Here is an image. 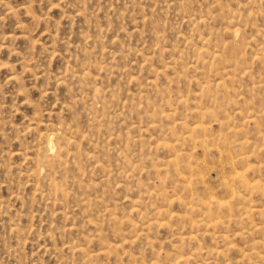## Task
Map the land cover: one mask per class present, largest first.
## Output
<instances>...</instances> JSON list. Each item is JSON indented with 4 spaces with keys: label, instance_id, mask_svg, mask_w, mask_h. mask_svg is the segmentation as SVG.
<instances>
[{
    "label": "bare ground",
    "instance_id": "1",
    "mask_svg": "<svg viewBox=\"0 0 264 264\" xmlns=\"http://www.w3.org/2000/svg\"><path fill=\"white\" fill-rule=\"evenodd\" d=\"M182 1H186V0H182ZM201 1L210 4L209 6V5H206L205 3L206 7L209 6V8L204 14L200 12L201 10H198V14H195L192 12L189 13L190 11L188 12L187 6H184L185 3L184 4L182 3L183 6H179L178 8L179 12L181 13L180 16L183 17V20H184L183 22H186L190 26L189 28L191 29V32H192L190 38L189 36L185 37L184 34H182L183 36L181 37L179 36L184 41V42L182 41V43L187 45V47H185L179 44L181 47L186 48L185 51H181L182 50L181 48H180L181 50L177 51L176 47L178 45L176 47L172 46V51L169 52L170 54H168L170 55L169 60H168V57L167 59L165 58L167 61H166V64L161 66L162 67L161 70L157 68L152 69V70H155L153 71L155 72V78L145 81L144 84L140 83L137 80V78L133 76L134 73L131 74L132 76H130V74H126V75H129V77L126 76L128 77L129 81L128 82L125 81V82L130 84L131 82L135 81V84L137 85V88L134 86L132 87V88L137 89V91L135 90V93L132 92L134 95L130 93L131 91H134L133 89L129 91V89L127 90L126 89L127 87L124 86L126 91L129 92L128 94L129 95L131 94L133 96V99L131 98L130 100L137 101L136 105L144 104V106H147V107L150 106L151 102L147 100L148 94L146 95V93L150 91V88L152 89L151 91H153L155 95L153 99L154 101H152L153 104H151L152 107L150 109L152 111L150 113L144 112V116L143 115L139 116L142 118H139L138 121L135 119L134 123H132L133 120L131 122L130 120L131 117L128 118V120L131 122V124L128 122V124H130L128 128L131 130H134L133 131L134 133L132 132L134 135H135V131L141 135L143 132L144 133L150 132V134L152 133L154 134L153 135L154 138L147 134L148 135V136L146 135L147 137L149 136L151 137L147 141H146L147 137L144 138V136H142L143 138H141L140 136L135 135L136 137L138 136L137 138L140 137L141 139L145 140L141 142V139H140L139 144H137V145H140V152L137 156L135 154L134 155L132 154V152H134L132 150H136L134 149L135 144L133 143V142L138 141V140H134L136 138L131 140L132 136L128 137L126 134V136L123 137L125 141L122 140L123 142H125V144L122 143L120 145L121 147H119L117 144V141L118 142L121 141V137H119V135L122 134V136H124L125 134L120 132L118 135L114 129L111 131V129H109L105 125V123L107 122L105 120L107 119L109 120L111 116H116V118L120 117L122 115V111L124 112L125 110L124 108L129 107L127 109H130V110L127 111L128 112L127 114H131L130 113L132 112L131 106H134V105L132 104L131 101L126 100V99L125 100L127 102L125 100H121L122 102L119 103L118 101L114 100L113 97H111V100L109 102H104L103 100H101L102 99L101 93H103L104 91L102 92L100 89L101 87L99 88L95 85L97 82L93 83V81H95V79L100 80L99 78L102 77L101 75H99L100 72H106V74L107 73L112 74L115 71L116 72L115 74H117L119 72L118 70L119 68L113 71L112 68L114 67L109 66L111 64L109 63L106 64V63H103L102 61L98 62V60H95L97 62L92 61L94 62L93 64H90L86 67H82L81 70H79V68L76 69L78 70L77 73L74 74L75 72L74 71L72 76L77 78V80L75 79V81L79 80L80 83L84 85L85 87L84 90L87 89L88 94L91 93V98L89 101L92 100V102H95L94 100H97V101L101 100V106L99 108L103 109L104 111H102L101 114H94L92 112H89L91 111L89 110L88 114L92 115L91 116L92 118H90V122L91 121L94 122V126L96 127V130H97V132L95 133L101 134V136L103 135L106 140L105 143L108 142L109 144V143L116 142L115 146H117V149L116 150L114 149V150L115 152L117 151V153L119 152V154H117L118 156L116 155L118 157V158L116 157L117 161L114 159L115 156L114 157L113 155L111 156L116 162L115 161L114 163L110 162L111 160L106 161L105 159L107 157L104 158L105 161L99 160L97 159V157L95 156L93 152H90L92 151V149L91 150L89 149L90 151L86 152L85 151L86 149L82 148L83 146L78 145V142H79L78 140L81 139V140H84V142L86 140V142L87 141L88 142L85 144H88L92 138L91 136L89 138L88 137L89 135L85 136L84 134H80V132L77 131L78 130L77 128H76L77 130H73L75 129L74 128L75 126H73L75 124H72L74 123L72 122L73 121L72 118H71L72 120L71 127H69L70 125H67V124L64 125L65 124L64 122L58 125L53 123L52 125L51 123L53 120L50 122V124H48L49 121L46 120L47 124L43 125L44 131H41L43 129L37 131L36 128L38 126H42L41 120L38 119L39 117L31 116L30 119L32 120V123L30 122V124H33L34 126L26 124L25 128L23 129V131L30 132V134H31V131H33L32 134L38 132L36 133L38 136V142H36L37 140L33 138L36 141H33L32 145L22 149L21 151L18 150V154L16 155L21 156L23 160L27 161L32 166L31 167L30 165H27L26 163L27 170L25 169L24 173L23 171H21L22 173H20V175H21V178H23L22 175L24 176V178H26L25 184L26 182H29L31 186V190L34 191L33 193H35V195L41 197L42 199L44 198L43 199L44 202L45 200L48 201V202H45L46 204L49 203L48 206L50 204H51V207L55 205H59L57 207H59L60 209V208H63V204L65 201L67 202L69 201L68 199H72L71 196L70 198H68L70 193L65 188V183H67V181H69V185H70V181H73L74 186H76V188H79L80 192H83L84 194H86L85 192L89 190L88 188L90 187L87 188L86 186L87 183H83L81 179L84 173L87 172L86 168H84V165L81 164L82 156H83L82 160L86 161L87 164L91 166V167L87 166V169L94 168V169H97L98 172L99 171L101 172V176H99L100 178L97 181L99 184H96L97 182L95 183L96 185H99L98 189H102L100 185L103 187L106 186L107 182L110 180V176L112 178V175L115 173L118 176L113 175V178L114 177L119 178L118 181H120V182L115 183V186L117 188L125 187L126 191L129 190L133 192L135 190L134 192H136L134 193L135 199H132V198L126 199L127 197L122 199L123 201L126 200L127 204L125 203V205H129L127 210L125 209L126 211L124 213L123 212L117 213L115 211V209L119 207V206L116 207L117 205L115 204L116 201L113 200L112 203H110L111 201L108 202L107 200L103 198L101 194H104V196H106L105 191H103L104 193H101V194H96V193H95L96 195L94 193H93L94 195L90 194V196L92 197H90L89 195L84 196L83 194L84 197H81V199L79 198V196H77V195H80L81 193L80 194L76 193L77 195L74 197L75 198L77 197L79 199L76 202H77L78 208L80 209V212L82 213V217H81L83 219L82 225L80 226V229L78 230L79 226L77 227L73 222L70 223L71 221L70 220L68 221L67 220L68 217H66L65 219L69 223L66 224L67 228L65 229H67L68 231H71V230H75L76 232L78 231L77 233L81 234L80 235L82 237L81 242H83V244L93 242L98 247L96 251H91V250L88 251L86 248L83 247L84 245L82 246V243H73V242L63 243V247L61 246L62 251L63 249H66L67 251H70L71 253L78 254L81 258L80 264H104V263H100L99 261L109 260V259L113 260V264H232L231 262H233L234 264H264V44H262L264 42L263 40L264 30L259 28L258 25L255 23V18L260 12V10L255 6V3L259 2L260 0H243L244 1L243 5L241 4V0H236V2L233 1L236 3V5H234L235 3L233 4L234 6H236L235 8L230 7L229 6L230 2H228L227 0L225 1L223 0L224 1L223 4L220 3L221 0H201ZM127 2L129 3V1ZM163 2L164 1H162V3ZM172 2L174 3L175 1L174 0L170 1L171 5L175 8L176 5H173ZM187 2L191 5L190 1L187 0ZM226 2L228 4L224 5V3ZM137 5H139V2L137 3ZM165 5L167 6V4ZM53 6H56V5H53ZM131 6L133 8L134 5L132 4ZM166 6L164 8H169L170 5H168L167 7ZM194 6L192 7L194 8ZM57 7H60V5ZM160 7H163V6H160ZM206 7H205V10H206ZM139 8H142V7L140 6ZM174 8L173 10H175ZM75 9L77 10L78 8L76 7ZM155 9L160 10L159 7L158 8L156 7ZM8 10H9L8 12H10V10H13V9H8ZM26 10H28L27 7H26ZM137 10L139 11L140 9H137ZM161 10H163V8ZM194 11L197 12V8ZM157 12L160 14L159 11ZM179 12H177V14ZM175 14H173V16H175ZM62 17L64 16L62 15ZM140 17H142V15H139V19H141ZM178 17H179V14H178ZM80 18H83V17H80ZM210 21L216 23L217 28L213 27L215 24L212 27L211 25L210 27H208L209 26L208 24L211 23ZM183 22L181 23L183 24ZM149 26H150L149 28H152L151 25ZM159 27H161L160 24L156 28H158L159 30ZM170 27H171V24L169 25V28ZM242 27L244 29L245 28L249 29L252 32V34H250L251 36L243 35ZM134 29H137V28H134ZM173 29L174 27H172V30ZM140 30H144V29H140ZM150 30H144V32L145 31L148 32ZM153 30L154 29H152V31ZM171 32H174V30ZM136 33L138 34L139 32H136ZM174 33L176 34V30ZM180 33L176 35H179ZM155 35H156V32H155ZM155 35L153 37H155ZM172 35L173 34H171V39H174L176 35H174L175 36L174 38H172ZM133 36L135 37L136 35H133ZM222 36H224V38ZM7 38H12V36L7 35ZM16 38H18V36L15 37V39ZM88 38L89 37H87V39ZM194 38H195V43L192 42ZM90 39L91 40L89 41H94V46H95L96 38L94 39L90 38ZM137 40H139V38ZM163 40L161 41L160 39L162 43H164ZM174 40H171V43ZM97 41H99L100 43V39H98ZM140 41H143V40H140ZM146 41H149V39L148 40L146 39ZM86 42L88 43V40H86ZM161 42L159 44L157 43L159 46L155 45L157 48H154V49H157V52L155 50L153 53H158V49H160L159 50L160 53L161 52L164 53L162 47L160 46V44H162ZM116 43L118 44L117 41L114 42V44ZM84 44L86 43L84 42ZM98 45L96 46L98 47ZM145 45L146 43L142 45L140 44V47L143 48ZM168 45L163 44V48L164 46H168ZM89 46L90 47L88 48L91 49V46L93 45H89ZM123 46L124 45L122 44V47ZM100 47H103V45ZM2 48H5V47L3 46ZM82 48L84 47L81 46V48L79 49H82ZM165 48H166L165 50H169V49L171 50V48L169 49L167 47ZM117 49H119V47ZM149 49L150 50L148 49L147 50L152 52V48L149 47ZM249 49H252L253 51L247 56L246 52ZM124 50L126 51V49ZM124 50L122 52H125ZM131 50H128V51H131ZM86 51L87 50L84 49V52ZM99 51H101L100 54H102L104 50L101 49ZM134 51H135L134 54L137 56L141 55V52L143 51L145 52V50L142 51L139 49L134 50ZM80 53L78 54L80 55ZM87 53L91 54L92 52H87ZM113 54H115V52ZM113 54L112 56H114ZM123 54L124 53H122V55ZM151 54L149 53L148 56H145L143 54L144 56L143 55L141 56L142 59L140 61L142 63L141 64L142 66L148 67L150 61L152 62L151 60L152 57L151 58L149 57V55ZM165 54L166 53H164L163 55ZM188 54H190V56H188ZM108 56H110L109 53H108ZM155 56L156 57L153 56V59H156L157 56H162V55L157 54ZM72 57L74 59H77L74 56ZM123 57L124 59L125 58L130 59L129 57H126V55H124ZM133 57H135L136 59V56H133ZM103 58L105 60L106 57H103ZM158 58H162V57H158ZM67 60H68V57H67ZM67 60H65V62ZM107 60L108 58L105 61ZM158 60L163 61L162 59H158ZM109 61H110V58H109ZM161 61L160 63L163 64L164 62H161ZM84 62L86 61L84 60ZM81 64L83 63L80 62V67H81ZM123 64H125V61H123ZM123 64L121 65L123 66ZM134 64L137 66H140L139 64L135 62ZM6 65L8 66V64ZM71 65H73V67L76 66L75 64H72V63ZM128 65L129 66H127L126 68L128 67L130 68L132 66L130 64ZM254 66L257 67L258 69H256ZM149 67H151V65H149ZM153 67L155 68L154 64H153ZM120 68L122 67L120 66ZM126 68L124 67L123 69H126ZM136 68L138 69V67ZM254 68L256 69L255 72L252 71V69ZM92 69L99 76L97 75L92 76V73H90V71L93 72ZM167 69L173 70V72L172 71L171 72L175 73V75L173 76L170 75L171 78H169L170 76L166 77L165 73L163 72H165ZM126 70L129 71L128 69ZM138 70L143 71L141 67ZM12 71L9 70L10 73H12ZM149 71H151V69ZM57 72H60V71L58 70ZM153 72L150 74H153ZM123 73L124 72H122L121 74ZM16 74H19V73H16ZM115 74L113 73V75ZM158 74H161L163 76V78L165 79L166 85L165 83L164 84L157 83V81L159 80L157 78ZM105 76L107 77V75ZM152 76L154 77V75ZM152 76L151 77L149 76V77L153 78ZM126 77L124 76L123 80ZM144 77L146 78V76H143L140 78L145 80ZM181 77L186 83V84L185 83H182V84H185L187 87L188 85L193 84L194 89H189L188 87L189 90H186V92H182L183 90L182 91L180 90L183 88H181L179 91L177 90L178 92L177 96L171 99L169 97L170 90L168 88L170 87L172 83L174 84V85L172 84L173 88L175 87V84L178 86L176 82L177 81L181 82L179 79ZM17 78L18 76L16 77L14 75L9 77V79L11 80H17ZM120 78L122 77L119 75V79ZM56 80L59 82L62 81L60 84L63 83L62 77L60 76L57 77ZM18 81H21V80L19 79ZM65 81H68V80H65ZM141 82H144V81L142 80ZM158 82H162V81H158ZM15 83H18V82H15ZM78 83L76 82L75 84H78ZM123 84L125 85V83ZM182 84H180V86H182ZM19 86H20V83H19ZM75 87H77V85ZM187 87H184V89H187ZM19 88L20 90H23L21 87ZM19 88H18V91H20ZM69 88L71 89L72 87L70 86ZM102 88L105 89V87H102ZM173 88L171 92H173V90L176 87L174 89ZM77 90L79 89H76L75 93L77 92ZM106 91L107 90H105L104 93H106ZM121 92H123V90H121ZM121 92L119 94H121ZM110 93L108 92V94ZM151 95L153 96V93L150 94V96ZM119 96H122V95H119ZM107 97H104V99L106 98V100H108ZM80 99L83 100V98H80ZM86 99H89V98H86ZM118 100L120 101V99ZM155 100L158 101L159 104L160 102H162L160 105H157V106L164 105L163 108L165 107L167 111H164L165 108L164 109L161 108L159 110V107L158 108L155 107L156 108L155 109L154 105L158 104L155 102ZM27 101L29 100L27 99ZM84 101L82 102L84 103ZM85 102L87 106V101ZM65 105L67 106L68 104H65ZM69 105L67 107H69ZM136 105H135V108L136 107L139 108L141 106V105L140 106H136ZM34 106L32 108H34ZM90 107H92V104H90L89 108ZM112 108H115V110L111 111ZM180 108L182 109L181 111H183L184 114L182 116L180 115L177 117L176 114H179L178 109ZM92 109H95V108L92 107ZM97 110L98 108L95 109L94 112ZM181 111L180 113H183ZM34 114H37V113H34ZM82 114H85V113H82ZM58 115L60 117L59 112H58ZM82 116L84 117V115ZM70 117L68 116V118ZM86 117H84V119ZM127 117H123V118L127 119ZM54 118L56 119V117ZM63 118L62 120L61 119L60 120L64 121ZM64 119L66 121V118ZM117 119L119 120V118ZM117 119H114V121L115 120L118 121ZM121 119L122 118H120V120ZM85 120H88V119H85ZM111 121H112V118H111ZM56 122L59 123V121H56ZM143 122L145 124H142ZM112 123H115V122H112ZM68 124H70V122ZM214 124L215 125L217 124V127H218V129H216L215 131L212 129V125ZM117 126H118V123H117ZM165 126H166V129L164 131L165 132L167 131L166 134H168V137L167 136L165 137V135L161 134ZM126 127L127 126L125 124L124 128ZM114 128L123 129V125L117 128L115 126ZM80 129H82V127H80ZM84 129L86 131V128ZM93 129L94 128L91 127L89 129L88 134H93L92 131L90 132V130H93ZM113 131H115L116 133ZM126 132L128 131L126 130ZM21 135H23V133ZM92 137H95V136L92 135ZM96 140L94 139L95 142ZM100 141H102V138L99 140V142ZM146 142H148V145H146L147 144ZM105 143H102L103 144L102 147H104L103 149L104 152H105V149L107 148L105 146ZM98 144H97V147L95 144H92V145L94 148H98V146H100ZM132 144H134L132 146L134 148L130 149L132 148L131 147ZM78 146L82 148L81 151L84 149L86 153L84 152L83 154L82 152H80L79 150L80 147ZM85 148L87 147L85 146ZM95 151L96 150H94V152ZM101 151L100 152L96 151V152L99 155ZM28 152H32L31 153L32 157L28 156ZM159 152L165 155L161 154L162 158H160L159 157L160 155L158 156V154H160ZM14 153H17V152L15 151ZM105 153L104 155H106ZM153 153L155 154V156L153 155ZM9 155H11V153ZM134 156H136L134 158L135 159L134 161L128 159L131 157L133 158ZM4 158H7V157H4ZM17 166L18 165H16L15 168ZM28 167H31V168H28ZM7 168L9 167L7 166ZM17 168L16 170H18ZM69 169L75 170L76 172H74L73 170L72 171L74 172V174L76 173V175H74L75 177L73 176V178H70L71 180L65 181V178L67 176L66 173H68L67 171ZM211 169H214L215 176L218 178L216 179L217 181L215 182L213 189L211 188V185L209 184L208 180L205 178V175L208 174ZM18 172L20 171L18 170L16 173ZM90 172L92 173V171ZM141 172H143V174L147 173L146 176L148 174L149 175L151 174L150 176H152V178L154 177L155 182L147 184L149 183V180H146L145 178L146 176L144 174L145 177H143V179H145V182L146 181L147 182L145 184L144 182L143 184L140 183V179L142 178H138V176ZM69 173L72 174L71 172ZM55 174H58L60 176V179H61L60 181L58 179H57L58 181L56 180V178L54 177ZM86 174L84 177H87L90 175L89 173H88L89 175H86ZM92 175L91 177H93ZM91 177L89 176L87 178L91 179ZM143 179L142 181H144ZM91 180H89V183H88L89 186H91L92 181L94 182V180L92 181ZM127 181L128 183L130 181V183L132 182L133 184L129 185L127 184ZM123 182L125 185L123 184ZM110 183H113V182H110ZM166 183H168V186H166ZM42 184H44L45 187L47 188L43 189L44 186L41 188ZM94 185H93L94 188L91 187L92 189L96 188ZM107 187H109V185H107ZM107 187L105 188L107 189ZM72 188H73V185H72ZM72 188L70 187V189ZM85 189L87 190L84 192ZM96 189L95 191H92V192H96ZM111 189L109 188L108 190H111ZM43 190L46 192H44ZM122 190L124 191V188ZM70 191L75 193L72 190ZM92 192H89V193H92ZM132 192H129V194L130 193L133 194ZM18 194L19 193H17V195ZM11 195L16 196V194H11ZM32 198L34 199V197ZM146 201L149 202L148 203L149 205L147 204ZM32 202L34 203L35 201H32ZM104 202H108V204ZM98 203L101 204L100 206L102 207V209H100L99 207H96L98 209L92 212L91 206L95 204L97 205ZM120 204H122L123 206V203H120ZM64 206H66V204H64ZM176 207H178V209H175ZM69 210H72V209H70L69 207ZM45 211H48V210H45ZM119 211L120 210H118V212ZM53 212L51 213L52 214L58 213V212H55V213ZM60 212L59 213L62 214L61 216H66L65 213L68 214V211L64 212L61 210ZM71 214L72 213L68 214V216H70ZM133 214L137 216L135 217L136 219L134 220L132 218ZM61 218H64V217H61ZM103 221H105V223L107 221L106 224H108V227L106 230L110 229L111 233L104 230ZM13 226L14 228H16L15 224ZM230 227H232V231L229 230ZM11 229L13 232L12 227ZM159 230L165 233L163 235H168L166 237L167 239H163V241L166 240V242H168L169 251L165 249L162 250L163 242L160 245L158 243L159 247L157 246V249H155L156 247L155 243L157 242V239L162 235V233L160 235ZM52 231L54 230L52 229ZM103 231L107 232L108 234H111V239H107V237L103 234L104 233ZM16 232L17 231H15V233ZM236 236L245 240L246 247L244 246L241 249L239 248V246L237 247L233 243V239ZM139 243L142 244L140 245L141 248H144V247L146 248L147 246L151 247L150 253L152 254V257L149 260L147 259L145 261V260H142L139 256L136 257L133 255V252L130 248L134 247L136 244H139ZM56 249L57 248H55V250ZM57 251H59V249ZM53 252L55 253L54 250ZM229 252H234L236 254V257L233 258L234 259L233 261L231 260V258H228ZM142 253H143L142 256H144L145 251ZM139 254H141V252ZM15 262H18V261H15ZM77 263L79 262L77 261ZM63 264H73V262L66 261Z\"/></svg>",
    "mask_w": 264,
    "mask_h": 264
},
{
    "label": "rangeland",
    "instance_id": "2",
    "mask_svg": "<svg viewBox=\"0 0 264 264\" xmlns=\"http://www.w3.org/2000/svg\"><path fill=\"white\" fill-rule=\"evenodd\" d=\"M127 1H129V3ZM137 1L139 2V5H137V3H138ZM162 1H164V2L162 3ZM170 1H173V0H0V46L5 47V48L0 47L1 48L0 49V62H1V64H0V209H1L0 210L1 211L0 212V264H30V263L31 264H33V263L34 264H63L66 261L73 262V264H76L78 261L79 263H77V264H80L81 258L78 254L71 253L70 251H67L66 249H63V251H62L61 246L63 247V243H65V242L82 243V246L84 245L83 247L86 248L88 251L89 250L96 251L98 247L93 242L83 244V242H81V238H82L80 236L81 234L77 233L78 231L77 232L75 230L68 231L67 229H65V228H67L66 224L69 223L68 222L69 220L71 221L70 223L73 222L77 227L79 226L78 230L80 229V226L82 225V221H83V219L81 218L82 213L80 212V209L78 208V205L76 202L79 199L77 197H76L77 198L76 199L74 196L81 193L80 195H77L81 199V197H84L85 195L90 196V194L92 195L93 193L94 194L95 193L101 194V193H104L103 191H105L106 196H108L109 198L104 196V194H101L103 196V198L105 200H107L108 202L111 201L110 203H112V201L114 200V201H116V203L115 202L114 203L117 204L116 207L117 206L121 207V208H119V207L116 208V209L120 210L119 212H118V210L115 209V211L117 213H122V212L124 213L129 206V205H125V203L127 204V202H126V200L123 201L122 199H124L125 197H127L126 199H131V198L135 199V196H134L135 195L134 193H136V192H134L135 190L133 192L127 190V191L133 193V194H131V193L129 194V192L126 191L125 187L117 188L115 186L116 182H120V181H118L119 178H116V177L113 178V175L118 176L115 173L112 175V178L110 176V180L107 182V185H109V187H107V185L104 187L100 185V187L102 189H98L99 185H96V184H99L97 181L100 178L99 176H101V172L100 171L98 172L97 169H94V168L93 169L88 168L90 171H92V173H91L87 169V166L88 167H91V166L89 164H87L86 161L82 160L83 159V156H82L81 157V164L84 165V168H86V171L90 174L89 175L87 172H85L81 178L82 182L87 183L86 184L87 188L88 187L94 188L93 185L97 182L94 186L98 189V191L95 188L96 192H92V191H95V189L88 188L89 190L85 189L84 192L87 190V191L92 192V193H89L86 191L85 192L86 194H84L83 192H80L79 188H76V186H74L73 181H70V185H71L70 186L69 181H67V180H71L70 178H73V176L76 175V173L74 174V172H76V171L73 169H69L67 172L68 173L71 172L73 175L69 173V175H71V176H69L68 173H66L67 176L65 178V181H67L69 186L67 185V183H65V188L70 193L68 198H70V196H71L72 199H68V200L69 201L71 200V201L70 202L65 201L64 204H66V206H64V204H63V208H60V209H59V207H57L59 205H55V206L51 207V204H50L48 206L49 203L48 204L45 203L48 201L45 200V202H44V200H43L44 198L42 199L41 197H39V196L35 195V193H33L34 191L31 190V186H30L29 182H26V184H25L26 178H24L23 175H22L23 178H21V175H20V173H22L21 171H23V173H24L25 169L27 170L26 163H27V165H30V166H31V164L28 163L27 161L23 160L21 156L16 155V154H18V150L21 151L22 149L32 145L33 141L37 140L36 142H38V136L36 134L38 132L32 134L33 131H31V134H30V132L23 131L26 124L34 126L33 124H30V122L32 123V120L30 118H31V116H35V117H39L38 119L41 120V125H42V126H38L36 128L37 131H39L41 129H43L41 131H44L43 125L47 124V121H49L48 124H50V122L52 120H53L51 123L52 125H53V123L58 125V124L64 122L65 123L64 125L67 124V125H70L69 127H71L72 124H75V125H73V126H75L74 127L75 129H73V128H71V129H73V130L78 129L77 131L80 132V134H84L85 136L89 135L88 137L90 138V136H91V138H92L90 141L91 143L90 142H89L90 144L88 143L89 145L85 144L88 141L86 142V140H85V142H84V140H81V139H80L81 141L78 140L79 141L78 145L83 146L82 148L86 149L85 150L86 152L90 151L92 149V151H90V152H93L95 154V156L97 157V159H99V160H104V158L107 157L105 159L106 161L111 160L110 162H113V163L115 160L117 161V158H118L117 154H119V152L118 153H117V151L115 152V150L117 149V146H115L116 142L115 143H109V144H108V142L105 143V141H106L105 137L103 135L101 136V134L95 133V132H97V130H96V127L94 126V122L93 121L90 122V118H92L91 117L92 115H90L88 113L92 112L94 114H101L102 111H104L103 109L99 108L101 106V100H103L104 102H109L111 100V97H113V99L118 101L119 103L122 102L121 100H125V99L131 101L130 99L131 98L133 99V96L131 94H133L132 92L135 93V90L137 91V89H136L137 85L135 84V81L131 82L130 84L126 83L125 81H127V82L129 81L128 80L129 75H126V74H130V76H132L131 74L134 73L133 76L136 77L140 83L144 84L145 81H148V80L155 78V72H153L155 70H152V69L157 68V69L161 70L162 69L161 66L166 64L167 57L169 60L170 55H168V54H170L169 52L172 51V46L176 47L177 45L180 46L179 44H181V45L187 47L186 44L182 43L183 40L180 37L183 36L182 34H184L185 37L189 36V38H190L192 32H191V29L189 28L190 26L186 22H183L184 21L183 17L180 16L181 13L179 12V9H178L179 6H183V4L185 3L184 6H187L188 12L190 11L189 13L192 12V13L198 14V10H201L200 12L204 14L208 10L210 4L203 2L201 0H188L191 2V5H190L187 2V0L186 1L174 0L175 2L174 3L172 2L173 5H176V7L174 8L171 5ZM224 1L221 0L220 3L223 4ZM227 1L230 2V4H229L230 7H232V8L236 7V6H234V5H236V3H235L236 0H230V1L227 0ZM233 1H235V2H233ZM164 3L167 4V6L170 5L169 8H164L166 6ZM175 3H177V4H175ZM180 3H181V5H180ZM205 3H206V5H209V6L206 7ZM243 3H244V1L241 0L242 5H243ZM132 4L134 5L133 8L131 6ZM162 4H164V5H162ZM227 4H228L227 2L224 3V5H227ZM53 5H56V6H53ZM59 5H60V7H57ZM135 6L136 7L138 6V7L136 8ZM140 6L142 8H139ZM160 6H163V7H160ZM192 6H194V8L195 7L197 8V12L194 11V10H196V8L194 9ZM255 6L260 10L259 14L256 17L257 19L255 18V23L258 25L259 28L264 30L263 29L264 28V0H260L259 2H256ZM23 7H25V8H23ZM26 7L28 10H26ZM74 7L75 8L77 7L78 9L76 10ZM156 7L157 8L159 7L160 10L163 8V10L160 11L159 9H155ZM205 7H206V10H205ZM58 8H60L62 10H60ZM173 8L176 10V12H175V10H173ZM189 8H190V10H189ZM8 9H13V10H10V12H12V13L8 12L9 11ZM137 9H140V10L138 11ZM156 10L159 11L161 15ZM30 11L32 14L30 13ZM172 11H174V12H172ZM177 12H179L178 13L179 17H178ZM137 13H138V15H137ZM162 13H163V15H162ZM80 14H82V15H80ZM173 14H175L177 19L175 16H173ZM62 15L64 17H62ZM75 15H77V16H75ZM139 15H142V17H140L141 19H139ZM70 16H72V17H70ZM80 17H83V18H80ZM84 17H86V18H84ZM144 17H146L148 20ZM142 18H144L145 20ZM139 20L140 21L143 20V21L140 22ZM179 21L183 22V24ZM210 22L211 23L208 24L209 25L208 27H210V25L212 27L215 24L213 27L217 28L216 23H214L212 21H210ZM157 23H159L161 25V27H159V30H158V28H156L159 26V24H157ZM148 24L151 25L152 28H149L150 26ZM170 24H171V27L169 28ZM172 27H174V29H173L174 32L176 30V34H178L180 32L181 33L179 35H176L174 32H171V31H173ZM134 28H137L139 30L134 29ZM140 29H144V30H150L151 29V30L148 32L147 31L144 32V30H140ZM152 29H154V30L152 31ZM99 30H101V31H99ZM160 31H162V32H160ZM99 32H101V33H99ZM136 32H139L138 33L139 35ZM152 32L154 33V35L156 32L155 37H153L154 35ZM166 32H168V33H166ZM183 32H185V33H183ZM159 34H160V36H159ZM168 34H170V35H168ZM171 34H173L172 38H174L175 37L174 35H176L177 39H176V37L174 38L175 40L171 39ZM250 34H252V32L249 29L243 28V35L251 36ZM7 35H11L12 38H7ZM22 35H24V36H22ZM133 35H136V36L134 37ZM17 36H18V38L15 39V37H17ZM85 36H87L89 38L87 39V37H85ZM138 36H140V37H138ZM23 37H25V38H23ZM156 37H158V38L161 37L160 38L161 41L164 38H166V39H164L163 40L164 43H162L160 41V39H158ZM222 37L224 38V36H222ZM90 38H92V39L96 38V45L99 44L98 47L100 49L96 45L94 46V41H89V40H91ZM138 38H139V40H137ZM152 38H153V40H152ZM98 39H100V43H99V41H97ZM134 39L137 40L139 43L137 41H135ZM146 39L147 40L149 39V41H151V42L146 41ZM86 40H88V43L86 42ZM112 40H114V41H112ZM140 40H143V41H140ZM171 40H174L175 42L172 41V43H171ZM263 40H264V38H263ZM116 41L118 42V44L116 43L117 45L114 44V42H116ZM84 42L86 44H84ZM91 42H93V43H91ZM160 42L162 43V44H160V46L162 47L163 52L166 53L165 55H163L164 53L159 52L160 49H158V53H153L155 50L157 52V49H154V48H157L156 46H159L158 44ZM192 42L195 43V38ZM144 43H146V45H148V46L145 45L144 46L145 48L140 47V44L142 45ZM122 44L124 45L123 47H122ZM163 44H165V45L170 44L171 46L168 45V46H164V48H163ZM262 44H264V42ZM89 45H93V46H91V49L88 48V47H90ZM102 45L104 48L100 47ZM118 45H120V46H118ZM81 46L84 47V48H82L83 50L79 49V48H81ZM178 46L176 47L177 51L181 50V49H182L181 51L186 50L185 47H181V46L178 47ZM118 47H119V49H117ZM124 47H126V48H124ZM133 47H135V48H133ZM149 47L152 48V52L148 51V50H150ZM165 47H167L168 49L171 48V50L170 49L165 50L166 49ZM6 48H7V50H6ZM122 48L126 49V51ZM136 48H138L139 50H142V51L145 50L146 53L143 51L144 53L141 52V55L137 56L134 54L135 53L134 50H138ZM84 49H86L87 51L84 52ZM101 49L104 50L102 53L103 55L100 54L101 51H99V50H101ZM8 50H9V52H8ZM93 50L94 51L96 50L95 52H97V53H95ZM112 50L115 52V54H113L114 52ZM116 50H118V51H116ZM123 50L125 52H122ZM128 50H131L133 54L131 53V51H128ZM80 51H81V53H80ZM252 51H253L252 49L247 50V52H246L247 56ZM87 52H92V53L88 54ZM78 53H80V55ZM108 53L110 56H108ZM122 53H124V54L122 55ZM130 53L133 56H136V59ZM142 53L145 56H148L149 53L150 54L153 53V54L149 55L150 58L152 57L151 58L152 62L150 61V63H149V65H151V67H149V65H148L149 68L147 66L141 65L142 63L140 60L142 59V57H141L143 55ZM92 54H94V55H92ZM99 54L101 55V57ZM112 54L114 56H112ZM157 54H160L162 56H157L156 59H153V56L156 57L155 55H157ZM26 55H28V56H26ZM124 55H126V57H129L130 59H127V58L124 59V57H123ZM72 56H74L77 59H74ZM96 56H98V57H96ZM188 56H190V54H188ZM67 57H68L69 61L67 60ZM103 57H106L105 60L108 58V60L105 61ZM158 57H162V58H158ZM86 58L89 60H87ZM109 58H110V61H109ZM158 59H162L163 61L158 60ZM65 60H67V61L65 62ZM76 60H78V61H76ZM84 60L86 62H84ZM90 60H91V62H90ZM95 60H98V62L102 61L103 63L111 64V65H109V64L108 65L111 67H114V68H112L113 71L117 70L119 68L118 73L122 77L119 79V75H118V73L115 74L116 73L115 71L113 72L115 75H113V73L112 74L111 73L106 74V72H100L99 75H101L102 77L101 78L97 77L100 80L95 79V81H93V83L97 82L95 85L99 88L101 87L100 89L102 92L103 91L105 92V90H107V91H106V93H104V92L101 93V98H102L101 100H99V101L94 100L96 103L92 102V100L89 101L91 98V93L88 94L87 89L84 90V88H85L84 85H82L79 80H78L79 83H78V81H75V79L77 80V78L72 76L74 71H75L74 74L77 73L78 70H76V69L79 68V70H81L82 67H86L90 64H93L94 62H97ZM130 60H131V62H130ZM133 60H135V61H133ZM154 60H155V62H154ZM25 61H27V62H25ZM92 61H94V62H92ZM123 61H125V64H123ZM136 61H138V62L140 61V62L138 63ZM156 61H157V63H156ZM160 61L164 62V63L162 64V63H160ZM68 62H69V64H68ZM77 62H78V64H77ZM80 62L83 63V64H81V67H80ZM126 62L128 64L132 65L130 68L132 69L133 72L131 71V69L129 67L126 68L127 66H129ZM134 62L139 64L140 66L135 65ZM158 62L160 63V65ZM29 63L31 64V66ZM71 63L75 64L76 66L73 67V65H71ZM6 64H8L9 67ZM20 64H21L22 68H21ZM26 64H27V66H26ZM121 64H123V66ZM153 64H154L155 68L153 67ZM77 65H78V67H77ZM113 65H115V66H113ZM133 65H135V66H133ZM120 66L122 68H120ZM72 67H73V69H72ZM124 67L126 69H128L129 71H127L126 69H123ZM136 67H138V69H140V67H141L144 72L141 70H138ZM255 68L258 69L257 67H255ZM255 68L252 69V71L255 72L256 71ZM12 69L14 72L12 71ZM134 69L138 72H136ZM150 69H151V71H149ZM9 70L12 71V73H10ZM58 70L60 72H57ZM65 71L66 72L69 71V72L66 73ZM71 71H72V73H71ZM92 71L95 72L93 69H92ZM147 71H149V72H147ZM171 71L173 72V70L167 69L163 73H165L166 77H169L170 75L171 76L175 75V73H172ZM177 71H178V69H177ZM93 72L90 71V73H92V76L97 75L96 72L95 73H93ZM122 72H124V73L121 74ZM152 72H153V74H150ZM16 73H19V74H16ZM163 73H161V74H163ZM161 74L157 75V78L159 79V80L158 79L157 80L162 81L163 83L158 82V81H157V83H159V84L165 83V85H166L165 79L163 78V76ZM12 75H14L16 77L18 76L17 80L9 79V77H11ZM99 75H97V76H99ZM105 75H107V77ZM109 75H111V76H109ZM141 75L146 76V78L144 77L145 80L140 78V77H143ZM147 75H149L150 77L152 75H154V77L152 76L153 78H150ZM59 76L62 77V80H63L62 84H60L62 81L59 82L56 80L57 77H59ZM124 76L125 77L128 76V77H126L123 80ZM171 76L169 78H171ZM67 77H69V78H67ZM147 78H149V79H147ZM181 78H179L181 82H178V81L176 82L178 84V86L175 84L176 88L175 87L174 88L176 90L173 88V85H174L173 83H172L173 85L171 84L170 87L168 88L170 90L169 91V94H170L169 97L171 99L175 98L177 96V94H178L177 90L179 91L181 88H183L180 90V91L183 90L182 92H186V90H189V89H194L193 84L188 85V87H189V89H188V87L185 85L186 83L184 82L183 78H182V80H181ZM19 79L21 81H18ZM140 79H142L144 82H141L142 80H140ZM65 80H68V81H65ZM69 80H71V81H69ZM15 82H18V83H15ZM76 82L78 84H75ZM19 83H20V86H19ZM123 83H125V85ZM182 83H185V84H182ZM110 84H111V86H110ZM180 84H182V86H180ZM76 85L78 88L75 87ZM107 85H109V86H107ZM70 86L72 87L71 89L69 88ZM124 86L127 87L126 88L127 90L129 89V91H131V89H133L134 91H131L130 92L131 94L129 95L128 94L129 92L126 91ZM133 86L136 88H132ZM17 87L18 88L21 87L23 90H20V88H19L20 91H18ZM102 87H105V89ZM171 87L175 91L173 90V92H171L172 91ZM184 87H187V89H184ZM121 88H123V89H121ZM68 89H70L71 91ZM76 89H79V90H77V92L75 93ZM112 90H114V91H112ZM121 90H123L124 93L121 92ZM151 90L152 89L150 88V91L147 92L146 95L148 94L147 100L150 101L151 104H153L152 101H154L153 99H154L155 95H154V92ZM70 92L71 93L73 92V93L71 94ZM108 92L109 93L111 92L110 93L111 95L108 94ZM120 92H121V94H119ZM152 93H153V96L152 95L150 96V94H152ZM87 94H88V96H87ZM119 95H122V96H119ZM123 95H124V97H123ZM126 95H127V97H126ZM102 96H104V97L108 96L107 97L108 100H106V98L104 99V97H102ZM149 97L152 99H150ZM26 98L29 101H27ZM80 98H83V100ZM86 98H89V99H86ZM127 98H129V99H127ZM118 99H120V101ZM84 100L87 101V106H86V104H85L86 102ZM82 101H84V103ZM66 102H68V103H66ZM131 102L134 105V106H131V109H132V112H130L131 114H127L128 113L127 111L130 110V109H127L129 107L124 108L125 110L123 109L124 112L122 111V115L120 117H117V118H119V120L116 118V116H111L109 118V120L108 119L105 120V121H107L105 123V125L109 129H111V131L114 129L118 135L120 132L124 133L125 134L124 136H122V134L119 135V137H121V141L122 140L125 141V139L123 137H125L126 134L128 137L132 136L131 140L136 138L134 140H138V141L133 142L135 145L134 144L131 145V147L134 145L135 148L132 147L130 149H133V148L136 149V150H132L134 152H132V151L131 152L133 155L135 154L137 156L140 152V145H137V144H139L140 139L143 138L142 136H144V138H146L148 135H150L151 137L154 138V136H153L154 134L153 133L150 134V132H147V133L143 132L144 135H143V133L141 135L135 131V135H138L141 137V138L140 137L137 138L138 136L136 137L133 134L134 130L129 129L128 127L131 124L132 120H133L132 123H134L135 119L138 121L139 118H142L139 116H142V115L144 116V112L150 113L152 111L150 109L152 106H151V104L149 107L144 106V104L136 105V103H137L136 100L135 101L132 100ZM155 102L158 104L154 105V108L159 107V110L161 108H163L164 105L163 106L162 105L157 106V105H160L162 102H160V104L156 100H155ZM31 103H32V105H31ZM64 103L68 104V105L70 103L69 107H67L68 105L66 106ZM77 104H79V105H77ZM90 104H92L93 108H95V109L98 108V110L94 112L95 109H92V107L89 108ZM127 104H129V103H127ZM135 105L136 106L141 105L142 107L140 106L139 108L138 107L135 108ZM33 106H34V108L35 107L36 108L35 109L32 108ZM94 106H96V107H94ZM87 108H89V109H87ZM70 109H71V111H70ZM135 109H137V110H135ZM89 110H91V111H89ZM114 110H115V108H112L111 111H114ZM141 110H143V111H141ZM181 110H182L181 108L178 109L179 114H176L177 117L180 115L182 116L184 114V112ZM164 111H167V109L165 108ZM180 111L183 113H180ZM58 112H59L61 118L59 117ZM97 112H99V113H97ZM34 113H37V114H34ZM82 113H85V114H82ZM135 113L137 114V116ZM126 114L128 117L126 116ZM72 115H74V116H72ZM82 115H84V117L87 116L85 119H88V120H85ZM68 116L69 117L72 116V117L68 118ZM54 117H56V119ZM63 117L66 118V121ZM123 117H127V119H125ZM130 117H131V119H130L131 122L128 120V118H130ZM135 117H137V118H135ZM59 118L61 120L63 118L64 121H61ZM71 118L73 121L71 120ZM111 118H112V121H111ZM113 118L117 119L120 122H118L116 120L114 121ZM120 118H122V119L120 120ZM68 119H69V121H68ZM56 121H59V123H57ZM71 121L74 123H72ZM69 122H70V124H68ZM112 122H115V123H112ZM128 122L130 124H128ZM117 123H118V126H117ZM76 124H77V126H76ZM125 124L127 126L126 128H124ZM142 124H145V123L143 122ZM114 125L116 126V128L121 127L123 125V129L122 128L115 129ZM119 125H121V126H119ZM80 127H82V129H80ZM88 127L94 128L93 130H90V132L92 131L93 134H88L89 129H90ZM84 128H86V131ZM125 129L128 132H126ZM165 129H166V126L163 128V132L161 134L165 135V137L166 136L168 137V134H166L167 131L166 132L164 131ZM212 129L214 131L216 129H218L217 124L212 125ZM115 131H113V132H115ZM34 132H35V130H34ZM22 133H23V135H21ZM92 135L95 136L96 138L92 137ZM156 135H157V133H156ZM150 136L147 137L146 141L149 138H151ZM33 138H35L36 140ZM101 138H102V141H100V142L105 143V146L107 147V148L105 147L106 153L103 150L104 149V147H102L103 144L99 142V140ZM94 139L95 140L97 139L96 142L94 141ZM121 141H119V142L117 141V144L119 147H121L120 145L122 143L125 144V142H123V141L121 142ZM142 141H145V140L141 139V142ZM36 142H34V143H36ZM98 143H100V144H98ZM146 143H147L146 145H148V142H146ZM92 144H95L96 147H97V144L100 146H98V148H94ZM80 146H78V147H80ZM85 146L88 149L85 148ZM100 147H102V148H100ZM82 148L80 147L79 150H80V152H82L84 154L85 151H84V149L81 151ZM93 149L96 150L97 152H100L101 150L102 151L98 155L97 152L96 151L94 152ZM138 149H139V151H138ZM15 151L17 153H14ZM135 151L138 153H136ZM103 152L106 155H104ZM10 153H11V155H9ZM31 153L32 152H28V156L32 157ZM161 154L162 153L158 154V156L160 155L159 156L160 158H162L161 157L162 155H165V154H162V155ZM112 155H113V157L115 156V158H114L115 160L113 159V157H111ZM153 155L155 156L154 153H153ZM109 156H110V158H109ZM136 156H134L133 158L132 157L128 158V159L134 161L135 160L134 158ZM4 157H7V158L9 157L10 159L4 158ZM16 165H18L17 167H19V168L16 167L20 171L18 173H16L18 171L15 168ZM7 166L9 168H7ZM145 166H146V164H145ZM31 167H28V168H31ZM85 174L89 175L90 177L93 174L92 175L93 177H91V179L94 180V182L90 178H87L89 176L84 177ZM140 174H139L138 178L143 179V177H145L147 173L146 174L144 173L145 176H144L143 172H141ZM150 175L148 174L145 177L146 180H149V183H147V184L155 182L154 177L152 178V176H150ZM54 177L56 178V180L57 179L59 181L61 180L60 176L58 174H55ZM68 177H69V179H68ZM135 177H137V176H135ZM85 178L88 180H86ZM205 178L208 180L209 184L211 185V188L213 189L214 184L217 181L216 179H218L215 176L214 169H211L210 172L205 175ZM142 179H140V183L143 184V182H144V184H145L147 181L145 182V179H143L144 181H142ZM13 180L15 181V183ZM89 180L92 181L91 186L88 185ZM22 182H23V184H22ZM110 182H113V183H110ZM108 183H110V184H108ZM24 184L25 185L29 184V185L25 186ZM123 184H124V182H123ZM127 184L132 185L133 183L132 182L130 183V181L128 183V181H127ZM72 185H73V188H72ZM110 185H111V187H110ZM166 186H168V183H166ZM42 187H43V189L47 188V187H45L44 184L41 185V188ZM70 187L72 189H70ZM105 187H107V189ZM104 188H105V190H104ZM109 188L110 189L112 188V189L108 190ZM123 188H124V191L122 190ZM45 190H47V189H45ZM70 190L74 191L75 193L71 192ZM44 192H46V191H44ZM17 193H19V194L17 195ZM11 194H16V196L11 195ZM83 194H84V196H83ZM10 195H11V197H10ZM19 196H21V197H19ZM26 197H28V198H26ZM32 197H34V199ZM37 197L40 199H38ZM90 197H92V196H90ZM36 200H38V201H36ZM39 200H40V202H39ZM32 201H35V202L33 203ZM108 202H104V203L108 204ZM146 202H147V204L149 203L148 201H146ZM120 203H123V206ZM73 205H75V206H73ZM95 205L91 206L92 212H94V210L98 209L96 207H99L100 209H102V207L100 206L101 205L100 203H98L96 206ZM61 207H62V205H61ZM69 207L72 210H69ZM91 208H89V209H91ZM4 209H5V211H4ZM44 209L48 210V211H45ZM175 209H178V207H176ZM61 210L64 212L68 211V214H70V213H72V214L70 216H68V214L65 213L66 216H61L62 215V214H60ZM121 210H123V211H121ZM3 211H4V213H3ZM70 211H72V212H70ZM51 212H53V213L58 212V213L52 214ZM61 217H64V218H61ZM66 217H68V218L70 217L69 219L67 218L68 221L65 219ZM135 217H137V216H135L133 214L132 215L133 220L136 219ZM13 223L15 224L16 228H14ZM106 223H107V221H106ZM106 223H105V221H103L104 225L103 224L102 225L104 227V230L111 233L109 228H108L109 230H106L108 227V224H106ZM11 227L13 228V232H12ZM48 228L49 229L51 228V229L49 230ZM15 229H17V230H15ZM52 229L54 231H52ZM58 229H60V230H58ZM46 230H47V232H46ZM229 230L232 231V227H230ZM15 231H17V232L15 233ZM105 231H103L104 232L103 234L107 237V239H111V234H108ZM159 232H160V235H161V233H162V235L160 236L161 238L159 237L157 239V242H156L157 245L155 243V246H156L155 249H157L158 243L160 245L163 242L164 245L162 244V247H163L162 250L165 249V250L169 251L168 242H166V240L163 241V239H167L166 237L168 235H163V234H165L163 231L159 230ZM47 235H49V236H47ZM162 236H164V237H162ZM243 240L244 239H241L240 237L236 236L233 239V243L237 247L239 246V248L242 249V247H244V246L246 247L245 240H244V242H243ZM140 245H142V244L139 243V244H136L134 247L130 248L133 252V255L136 257L139 256L142 260H145V261L147 259L149 260L152 257V254L150 253L151 247L147 246L146 248L145 247L141 248ZM55 248H57V249L55 250ZM58 249H59V251H57ZM53 250L55 251V253L53 252ZM144 251H145V254H144V256H142V254H143L142 252H144ZM140 252H141V254H139ZM64 256H66V257H64ZM235 257H236V254L234 252L228 253V258H231L232 261L234 260L233 258H235ZM22 260H24V261H22ZM15 261H18L19 263L15 262ZM99 262L104 263V264L105 263L106 264L107 263L113 264L112 259L100 260ZM231 263L234 264L233 262H231Z\"/></svg>",
    "mask_w": 264,
    "mask_h": 264
}]
</instances>
